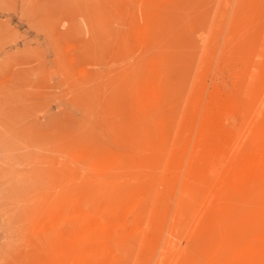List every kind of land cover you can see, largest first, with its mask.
I'll return each instance as SVG.
<instances>
[{"label":"rangeland","instance_id":"374dc122","mask_svg":"<svg viewBox=\"0 0 264 264\" xmlns=\"http://www.w3.org/2000/svg\"><path fill=\"white\" fill-rule=\"evenodd\" d=\"M210 1L0 0V264H76L92 222L134 224L147 175L155 216L123 264H230L235 241L197 233L186 163L157 183L213 99L231 154L257 125L264 0Z\"/></svg>","mask_w":264,"mask_h":264},{"label":"bare ground","instance_id":"6f19581e","mask_svg":"<svg viewBox=\"0 0 264 264\" xmlns=\"http://www.w3.org/2000/svg\"><path fill=\"white\" fill-rule=\"evenodd\" d=\"M260 54L256 53L261 57ZM159 87V81L156 79L148 91L158 92ZM226 101L220 97L213 99L194 139L191 141V137H188L181 145H172L164 170L170 171V177L165 176L157 183L162 189L169 190L173 185L175 173L186 163L184 186L192 202L194 222L198 225L197 233L203 235L208 246L225 242L229 238L235 241L238 248L233 253L230 264H264V97L253 111L257 121L256 127L248 128L243 133L232 154L230 133L223 128L219 116L222 110L229 107ZM236 106L237 104H232L230 107L233 113L237 112ZM250 120L253 123V119ZM162 168L164 169V166ZM150 180H153L152 175H147L142 180V194L135 198V203L133 202V209L136 211L134 224L129 225L125 221L92 222L86 232L84 231L85 253L76 264H123L120 251L123 250L124 243L128 245L131 237L141 233L142 219L151 220L155 216L150 208L153 198L149 188ZM139 203L143 205L140 206ZM126 213L125 215H128ZM242 231L250 234L238 240V236L244 234Z\"/></svg>","mask_w":264,"mask_h":264}]
</instances>
